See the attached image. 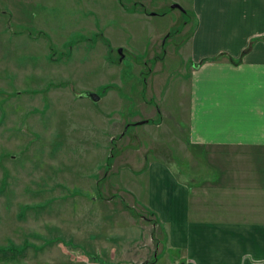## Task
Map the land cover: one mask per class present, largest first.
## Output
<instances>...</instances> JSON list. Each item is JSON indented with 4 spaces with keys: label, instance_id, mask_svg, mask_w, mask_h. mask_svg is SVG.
<instances>
[{
    "label": "rangeland",
    "instance_id": "1",
    "mask_svg": "<svg viewBox=\"0 0 264 264\" xmlns=\"http://www.w3.org/2000/svg\"><path fill=\"white\" fill-rule=\"evenodd\" d=\"M212 1L0 0V264H172L148 165L192 171L190 69L264 30Z\"/></svg>",
    "mask_w": 264,
    "mask_h": 264
},
{
    "label": "crops",
    "instance_id": "2",
    "mask_svg": "<svg viewBox=\"0 0 264 264\" xmlns=\"http://www.w3.org/2000/svg\"><path fill=\"white\" fill-rule=\"evenodd\" d=\"M209 13L231 17L220 18L224 25L264 28V0L212 1ZM245 37L190 69L178 151L192 171L180 175L164 156L148 165L155 185L149 209L172 264H264V30L250 35L257 41L249 48ZM198 170L206 171L201 185Z\"/></svg>",
    "mask_w": 264,
    "mask_h": 264
},
{
    "label": "water",
    "instance_id": "3",
    "mask_svg": "<svg viewBox=\"0 0 264 264\" xmlns=\"http://www.w3.org/2000/svg\"><path fill=\"white\" fill-rule=\"evenodd\" d=\"M75 96L79 99H84V98L90 99L94 103H97L100 101V96H98L97 94L93 92H82V93L75 94Z\"/></svg>",
    "mask_w": 264,
    "mask_h": 264
},
{
    "label": "built area",
    "instance_id": "4",
    "mask_svg": "<svg viewBox=\"0 0 264 264\" xmlns=\"http://www.w3.org/2000/svg\"><path fill=\"white\" fill-rule=\"evenodd\" d=\"M84 264H89L88 262H85Z\"/></svg>",
    "mask_w": 264,
    "mask_h": 264
}]
</instances>
